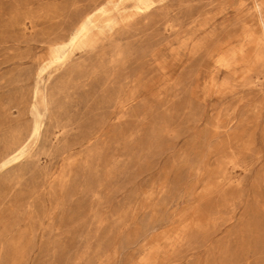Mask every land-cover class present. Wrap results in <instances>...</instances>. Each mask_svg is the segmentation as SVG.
<instances>
[{
    "label": "rangeland",
    "instance_id": "obj_1",
    "mask_svg": "<svg viewBox=\"0 0 264 264\" xmlns=\"http://www.w3.org/2000/svg\"><path fill=\"white\" fill-rule=\"evenodd\" d=\"M0 264H264V0H0Z\"/></svg>",
    "mask_w": 264,
    "mask_h": 264
},
{
    "label": "bare ground",
    "instance_id": "obj_2",
    "mask_svg": "<svg viewBox=\"0 0 264 264\" xmlns=\"http://www.w3.org/2000/svg\"><path fill=\"white\" fill-rule=\"evenodd\" d=\"M134 11V10H133ZM240 63V62H239ZM248 69H246V71H247Z\"/></svg>",
    "mask_w": 264,
    "mask_h": 264
}]
</instances>
